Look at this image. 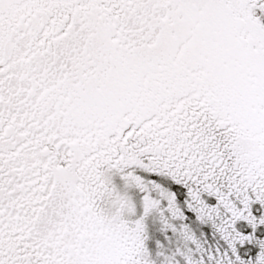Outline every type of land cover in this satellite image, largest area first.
Listing matches in <instances>:
<instances>
[{"label":"snow or ice","instance_id":"6c2138e0","mask_svg":"<svg viewBox=\"0 0 264 264\" xmlns=\"http://www.w3.org/2000/svg\"><path fill=\"white\" fill-rule=\"evenodd\" d=\"M0 264H264V0H0Z\"/></svg>","mask_w":264,"mask_h":264}]
</instances>
